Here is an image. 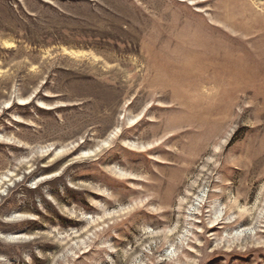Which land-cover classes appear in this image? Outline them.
<instances>
[{
  "label": "rangeland",
  "instance_id": "obj_1",
  "mask_svg": "<svg viewBox=\"0 0 264 264\" xmlns=\"http://www.w3.org/2000/svg\"><path fill=\"white\" fill-rule=\"evenodd\" d=\"M0 264H264V0H0Z\"/></svg>",
  "mask_w": 264,
  "mask_h": 264
},
{
  "label": "bare ground",
  "instance_id": "obj_2",
  "mask_svg": "<svg viewBox=\"0 0 264 264\" xmlns=\"http://www.w3.org/2000/svg\"><path fill=\"white\" fill-rule=\"evenodd\" d=\"M24 101V100H23ZM12 235V234H11Z\"/></svg>",
  "mask_w": 264,
  "mask_h": 264
}]
</instances>
